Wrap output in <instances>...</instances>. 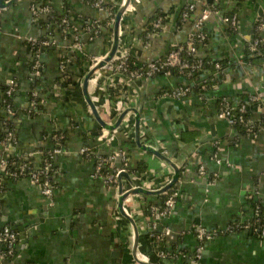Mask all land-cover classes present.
<instances>
[{"label": "crops", "instance_id": "obj_1", "mask_svg": "<svg viewBox=\"0 0 264 264\" xmlns=\"http://www.w3.org/2000/svg\"><path fill=\"white\" fill-rule=\"evenodd\" d=\"M107 1L116 11L119 0ZM32 2H48L54 15L67 14V30L63 32L45 15L34 20ZM183 4L184 0L134 2L120 21L118 49H126L142 64L165 55L172 44L183 43L199 15L197 9L187 22L178 25ZM221 8L226 14L237 15L238 29L233 31L218 16L205 21L207 38L197 46V53L209 64L188 79L193 86L188 95L180 99L161 95L184 81L175 71L136 80L135 88L130 84L126 87L123 107L139 110L140 141L179 168L178 180L171 186L177 191L174 206L168 216L159 218V229L169 230L163 248L168 253L180 252L179 256L159 257L148 232L152 213L143 209L147 203H160L163 193L138 192L123 200L137 226V256L151 264H264V235L259 237L251 230L203 241L201 257L196 262L192 258L199 243L196 225L213 229L251 220L254 202L264 204V58L249 49L255 38L256 9L261 8L264 14V0H227ZM159 12L167 16L166 27L144 42L148 25ZM104 16L108 15L83 0H13L0 8V119L4 117L5 83L10 79L17 83L10 96L15 114L9 119L17 141L5 150L0 145V159L25 160L36 150L49 152L54 148L53 133L63 137L61 151L51 160L52 204L41 188L26 178L2 181L0 228L7 225L17 234L11 264H143L132 254L133 232L130 221L118 210L119 191L157 189L172 178L174 169L135 143L133 113L125 115V126L114 131L113 140L104 142L101 126L84 101L81 82L89 59L107 54L112 43V24L105 23L111 17ZM88 19L105 24L92 40L82 30L83 21ZM75 35L81 43L79 49L72 47ZM260 37L264 46V32ZM32 38H48L52 44L35 47L30 43ZM61 60H65L70 77L63 85ZM34 61L39 62L38 76L33 75ZM213 62L222 65L221 72L215 71ZM36 79L39 81L33 85ZM109 83L107 78L101 80L104 88ZM31 90L37 92L34 106ZM87 90L97 96L93 103L101 119L113 123L119 112L113 111L108 93L96 91L94 78ZM249 93H257L261 99L257 106H248V119L261 123L255 135L242 133L237 125L231 127L217 115L220 99L237 105ZM83 146L93 155H83ZM117 149L128 153L131 168L142 164L146 170L139 175L119 166L116 183L108 185L104 178L110 173L108 168H103L101 176H93L95 155ZM29 161L39 166L42 158L34 154ZM116 162L121 164L122 160L116 158ZM200 165H204L207 177L215 174L216 179L210 183L207 177L199 176ZM3 250L0 243V252ZM2 263H8L7 259Z\"/></svg>", "mask_w": 264, "mask_h": 264}, {"label": "built area", "instance_id": "obj_2", "mask_svg": "<svg viewBox=\"0 0 264 264\" xmlns=\"http://www.w3.org/2000/svg\"><path fill=\"white\" fill-rule=\"evenodd\" d=\"M86 4L95 8L98 12H105L108 17H111L106 24H112L115 11L113 8L107 4V0H83ZM124 0H121V2ZM140 0H130L129 5L126 7L124 14H126L131 8L133 3H138ZM227 0H212V2L207 3L205 0H184V4L180 11V21L181 23L187 22L192 15L199 9V15L193 23V29L186 33L185 41L183 43L172 44L169 51L158 58L149 60L146 63H137L130 62V54L126 49H118L113 56V58L108 61L101 69L97 70L91 78H94L96 81V91L97 92H107L109 95L113 96L112 108L115 113H120L125 107L124 100L126 99L125 88L129 86V81L135 82L139 79L150 78L158 74H171L173 71L177 72L182 78L183 82L171 90H163L161 92L162 96L173 97V98H183L188 95L193 86L189 82V78L197 74V72L204 71L209 63H206L202 57L197 53V46L207 38V33L204 30L205 21L211 16H218L220 21L231 28L233 31L238 29V18L235 13L226 14L221 8L223 3ZM120 2V4H121ZM119 4V5H120ZM30 12L34 20L38 19L40 16L45 15L47 18H50V23L57 24V26L64 32L69 27L70 17L67 14H62L61 16L54 15L51 5L41 2H32L30 4ZM122 15V17H123ZM58 17V18H57ZM122 19V18H121ZM167 24V16L164 13L157 14L156 18L148 25L147 31L144 36V42L149 40L153 33L163 31ZM102 24L98 19H88L83 21V32L89 35V39L97 37L100 34ZM255 38L249 46L251 52L255 53L256 48L262 45V37L260 35L264 32V14H261L255 21ZM31 44H36L38 47H46L52 44V40L48 38H43L36 40L34 38L30 39ZM74 48H81V43L78 35H75L73 38ZM119 47V45H118ZM105 55H95L89 59V68L96 65L101 61ZM264 58V57H263ZM211 65L215 68L216 72H221L222 65L219 62H213ZM66 62L61 60L59 64V69L61 72L65 70ZM39 62L34 61L32 66V71L34 76L39 75ZM123 76L126 77L124 79ZM90 78V79H91ZM105 78L108 79L109 87L104 88L101 84V80ZM89 79V80H90ZM17 83L10 79L5 83L4 89V98L2 99V111L4 112V117L0 119V131L3 133L2 138L0 139V145L3 150L8 148L10 145H15L17 138L15 131L12 127H9V119L15 114L14 109L10 101H7L14 89L16 88ZM203 86V85H202ZM111 93V94H110ZM31 105H35V99L37 96L36 90H31ZM93 102H97V96L89 95ZM261 99L257 93H249L246 96L245 101L240 102L237 105H233L228 102L225 98L219 100V107L217 111L218 117L224 119L227 124L231 127L236 125H242L249 134L255 135V125L251 122L250 119H246L243 116V113L248 110L250 105L260 104ZM127 107V106H126ZM125 118V117H124ZM122 119L121 125H123ZM112 124V123H111ZM118 126V127H119ZM117 127V128H118ZM116 128V129H117ZM261 128V127H260ZM102 139L104 142L109 143L113 140L114 131H111L101 128ZM62 138L61 134L52 135L53 140H60ZM147 145V144H146ZM151 146V145H150ZM152 147V146H151ZM1 149V150H2ZM155 149V148H154ZM2 150V151H3ZM61 151L59 146H54L52 150L44 155V151L36 150L35 152L28 153L26 159L18 162L15 168H9L8 158L2 157L0 159V178L6 176L12 179L26 178L31 183L38 185L41 188V192L49 200L52 195V186L50 185V169L52 166L51 160L53 156ZM80 152L83 155L89 156L91 150L87 146L80 148ZM215 153V152H214ZM38 154L42 158V163L39 166H34L29 158ZM92 154V153H91ZM116 158H120L122 161L125 160V152L122 149H117L113 153H110L106 156L101 154L95 155V165L93 176H101L102 169L104 167L108 168L110 173H108L104 178L108 185H114L117 181V175L121 171V168L115 165ZM216 158V153L214 157ZM50 159V160H49ZM218 162V159H216ZM198 174L201 177H207L206 170L204 165L198 167ZM53 172V171H52ZM216 175L212 174L207 177L211 183L216 179ZM170 190V189H169ZM2 191V185L0 184V192ZM165 193V192H164ZM256 194V193H254ZM177 191L172 190L167 197L164 199L162 207L158 209L155 205L150 207L152 211L150 222L148 223V232L152 240L156 243L160 241L165 234L169 233L168 228L164 227L159 229V218L168 216L175 202V196ZM51 203V200L49 202ZM156 212V213H154ZM253 220L236 221L231 222L224 227L207 229L201 225H196L194 227L195 237L199 241L196 246L194 253L192 255L193 261L196 262L201 257V251L203 249L202 242L212 239L213 237L219 234H227L235 231L242 230H251L259 237L264 235V216L259 217L258 215V206L253 208ZM17 242V234L7 225H3L0 228V243L3 244L4 250L0 252V264H11L9 262L10 258L14 254L15 245ZM180 252H171L165 248H159L157 254L159 257H166L171 255V257L179 256ZM3 259H7L8 263H2Z\"/></svg>", "mask_w": 264, "mask_h": 264}, {"label": "water", "instance_id": "obj_3", "mask_svg": "<svg viewBox=\"0 0 264 264\" xmlns=\"http://www.w3.org/2000/svg\"><path fill=\"white\" fill-rule=\"evenodd\" d=\"M11 1H13V0H0V8H4L6 6V3H9ZM129 1L130 0H124L117 7V9L114 13L113 22H112V43L110 46V50L107 53V55L101 61H99L96 65H94L90 68L88 67V69L86 70V72L82 78L81 89H82V95H83L84 101L90 107L92 114L95 116L96 120L99 122L101 128L109 130V131L116 129L121 124L122 119L125 117V115L127 113H133L134 141H135V143L142 150H147V151L153 152L155 155H157L159 158H161L163 161H165L167 164H169L174 169V174H173L172 178L170 180H168V182H166L163 186H161L157 189L147 190V189H144L141 187H133V188H130L124 192H122V190L120 188V191H119L120 193H119V201H118L117 207H118L120 214L122 216L126 217L130 221V225H131L132 232H133V241H132L133 257L139 263L151 264V263H148L147 261L146 262L141 261L137 256V244H138L137 226L135 224V221L133 220V217L126 211L125 207L123 206V200L128 195L138 193V192H143V193H148V194H159V193H164V192L168 191L171 188V186L178 180L179 168L175 163H173L166 155L162 154L159 150L154 149L151 146L146 145L145 143H142L140 141V134H139L140 133V128H139L140 114H139V110L135 106L125 107L117 115L115 121L112 124H107L99 116L97 109H96L93 101L91 100V98L89 96V92L87 90L89 79L93 76V74L97 70L101 69L108 61H110L117 51L118 44H119V25H120V21H121V18H122V15H123L125 9L129 5ZM256 10L258 13V16H257V18H258L263 13V11L261 10V8H258ZM88 66H89V64H88ZM122 77L124 79H126L125 76L122 75ZM129 83H130V85H132L135 88V84L133 81L130 80Z\"/></svg>", "mask_w": 264, "mask_h": 264}, {"label": "trees", "instance_id": "obj_4", "mask_svg": "<svg viewBox=\"0 0 264 264\" xmlns=\"http://www.w3.org/2000/svg\"><path fill=\"white\" fill-rule=\"evenodd\" d=\"M108 5H110L109 4V2L107 3ZM161 12H159L158 14H160ZM104 17H108V16H104ZM154 18V17H153ZM181 24V21H179V23H178V25H180ZM105 27V24L103 23L102 24V28H101V30L103 29ZM107 27H109V26H107ZM110 28V27H109ZM35 47H36V45H34ZM255 54H257L258 56H262V57H264V46H258L257 48H256V52H255ZM129 60H130V62L132 63V62H136V60L134 59V57H132V56H130L129 57ZM206 67H208V66H206ZM198 73V72H197ZM62 76H63V78H64V80L63 81H61V85H63V83H65L66 81H68V80H70V77H69V74H68V72L66 71V69L62 72ZM61 76V77H62ZM39 80L38 79H36L35 81L33 80V85L36 83V82H38ZM125 90V93H126V88L124 89ZM111 94V93H110ZM110 99L113 101V96L112 95H110ZM7 101H11V97H9V98H7ZM248 112H249V110H247V111H245L244 113H243V116L247 119L248 118ZM9 122V121H8ZM254 125H255V127H256V129H258L260 126H261V123H259L258 125H257V123H254ZM8 126L10 127V125L8 124ZM237 127L240 129V131L242 132V133H246L247 135H250L247 131H246V129L242 126V125H237ZM54 134H58L57 132L56 133H53V135ZM252 135V134H251ZM2 136H3V133L0 131V139L2 138ZM63 138V137H62ZM60 139V140H53V144H54V146H59V147H61V144H62V141H63V139ZM114 151H112L111 153H113ZM46 153L47 152H44V155H46ZM110 154V153H109ZM90 155H93V153L91 154H89V156ZM106 155H108V153H105V154H102V156H106ZM129 155H128V153L127 152H125V160L124 161H122L121 162V164H118L116 161H115V164L117 165V166H120V167H123L125 170H127V171H133V172H136L137 174H139V175H143L144 174V172H145V170H146V167L144 166V165H142V164H139V166H137V168L136 169H133V168H131L130 166H129ZM22 160H24V158H20V157H11V158H8V161H9V164H8V167L9 168H15L16 167V165H17V163L18 162H21ZM50 160V159H49ZM51 171H50V185L51 186H53V184H52V176H51V174H52V166H51V169H50ZM103 170V169H102ZM6 178H8V177H6V176H2L1 178H0V184L2 185V190H4V184H3V180L4 179H6ZM175 189V187L173 186V187H171L170 188V190H168V191H166L165 193H163L162 195H160V200H161V202L160 203H158V204H155V206L156 207H158V209H160L161 207H162V204H163V201H164V199L167 197V195L172 191V190H174ZM2 191L0 192V203H1V196H2ZM175 199L177 198V195L174 197ZM150 205H152L151 203H147L146 204V206L144 207V209H143V212L144 213H147V214H151L152 213V211L150 210ZM258 206V215H259V217H262V216H264V204H263V202H258V201H256V202H254V206ZM249 220V219H248ZM251 220H253V217L251 218ZM247 220H245V222H246ZM255 235H257V234H255ZM258 236V235H257ZM162 242H164V237H163V239L162 240H160V241H158L157 243H156V247H157V249H159V248H163V243Z\"/></svg>", "mask_w": 264, "mask_h": 264}, {"label": "rangeland", "instance_id": "obj_5", "mask_svg": "<svg viewBox=\"0 0 264 264\" xmlns=\"http://www.w3.org/2000/svg\"><path fill=\"white\" fill-rule=\"evenodd\" d=\"M120 2H121V0H119V1H118V4H117V6H116V7H118V6H119Z\"/></svg>", "mask_w": 264, "mask_h": 264}]
</instances>
